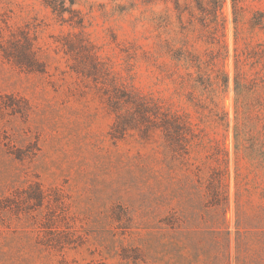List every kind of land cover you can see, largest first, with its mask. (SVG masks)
<instances>
[{
    "label": "rangeland",
    "instance_id": "374dc122",
    "mask_svg": "<svg viewBox=\"0 0 264 264\" xmlns=\"http://www.w3.org/2000/svg\"><path fill=\"white\" fill-rule=\"evenodd\" d=\"M0 264H264V0H0Z\"/></svg>",
    "mask_w": 264,
    "mask_h": 264
}]
</instances>
